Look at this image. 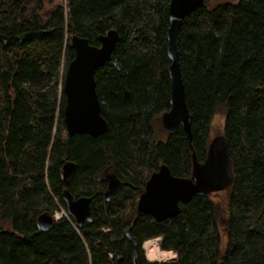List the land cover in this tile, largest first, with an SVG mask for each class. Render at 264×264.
Listing matches in <instances>:
<instances>
[{"label":"trees","instance_id":"16d2710c","mask_svg":"<svg viewBox=\"0 0 264 264\" xmlns=\"http://www.w3.org/2000/svg\"><path fill=\"white\" fill-rule=\"evenodd\" d=\"M170 2L0 0V264H264V0H205L184 18L178 51L191 137L180 126L162 141L154 123L171 105ZM112 29L119 41L95 74L108 131L69 137L72 37L100 46ZM218 111L235 172L226 216L203 193L180 201L174 217L142 214L140 197L161 165L189 178L194 157L205 160ZM113 181L122 187L109 193ZM67 188L92 198L91 220L77 226L63 216L40 230L43 213L68 212ZM155 238L174 260L147 259L143 244Z\"/></svg>","mask_w":264,"mask_h":264},{"label":"water","instance_id":"95a60500","mask_svg":"<svg viewBox=\"0 0 264 264\" xmlns=\"http://www.w3.org/2000/svg\"><path fill=\"white\" fill-rule=\"evenodd\" d=\"M205 0H171L170 28L168 30V55L171 60L169 73L171 78V105L163 113L164 128L173 133L183 127L191 137V115L187 106L183 74L178 51L179 33L184 18ZM100 46L92 45L88 38L73 35L72 45L75 57L69 62L64 78L65 108L64 122L69 137L75 134L99 136L108 131V123L101 114V100L97 92L95 74L103 66L115 50L119 41V33L112 29L100 36ZM2 129L0 125V136ZM76 172V163L67 161L63 165L62 176L69 186ZM235 180L233 162L229 153L228 139L224 134L211 139L204 161L194 157L192 177H178L172 174L167 165H161L154 172L139 200V211L152 215L162 221L176 216L180 211V201L189 202L196 194L217 193L230 187ZM122 187L119 181L111 182L109 193H115ZM63 199L67 204L70 216L81 226L91 220L92 198L75 197L67 188ZM55 223V218L49 213H43L38 218L40 230H48ZM4 226H0V231ZM126 236L132 239L136 248L137 240L127 230ZM160 239V238H158ZM147 242V241H146ZM145 244V243H144ZM143 244V248H144Z\"/></svg>","mask_w":264,"mask_h":264},{"label":"rangeland","instance_id":"374dc122","mask_svg":"<svg viewBox=\"0 0 264 264\" xmlns=\"http://www.w3.org/2000/svg\"><path fill=\"white\" fill-rule=\"evenodd\" d=\"M225 118H226V113L224 111H218L217 112V114L214 117V121H213V124L211 127V132H210L211 139L218 136V135L223 134ZM154 126H155V130L157 133V138L159 140L166 141L168 138V134H167V130L164 128V126L162 124V115L155 119ZM227 194H228L227 189L211 194V197L220 206L219 210L221 212L220 213L221 219L226 216ZM155 239H157V238H155ZM158 241H159V245H160V239H158ZM144 250H145L147 259L150 260L148 258L147 249L145 247H144ZM169 252H172V251H169ZM175 258H176V255L174 253L173 258H171L167 261H163V262H169V261L174 260ZM150 261H153V260H150ZM154 261H156V260H154ZM158 262H162V261H158Z\"/></svg>","mask_w":264,"mask_h":264},{"label":"bare ground","instance_id":"6f19581e","mask_svg":"<svg viewBox=\"0 0 264 264\" xmlns=\"http://www.w3.org/2000/svg\"><path fill=\"white\" fill-rule=\"evenodd\" d=\"M61 206V205H60ZM144 247L147 249V255L150 260L167 261L173 258L174 253L162 250L158 239H152L145 242Z\"/></svg>","mask_w":264,"mask_h":264},{"label":"built area","instance_id":"2783aa9c","mask_svg":"<svg viewBox=\"0 0 264 264\" xmlns=\"http://www.w3.org/2000/svg\"><path fill=\"white\" fill-rule=\"evenodd\" d=\"M53 216L56 220H59L63 216L69 217V213L65 210V208L60 206V208L54 212Z\"/></svg>","mask_w":264,"mask_h":264}]
</instances>
